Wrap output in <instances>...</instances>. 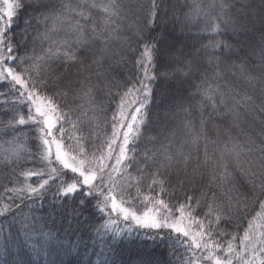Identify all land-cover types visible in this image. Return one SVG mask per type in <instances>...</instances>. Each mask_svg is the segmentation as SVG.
Instances as JSON below:
<instances>
[{
  "label": "snow or ice",
  "instance_id": "6c2138e0",
  "mask_svg": "<svg viewBox=\"0 0 264 264\" xmlns=\"http://www.w3.org/2000/svg\"><path fill=\"white\" fill-rule=\"evenodd\" d=\"M85 259L264 264V0H0V264Z\"/></svg>",
  "mask_w": 264,
  "mask_h": 264
},
{
  "label": "trees",
  "instance_id": "16d2710c",
  "mask_svg": "<svg viewBox=\"0 0 264 264\" xmlns=\"http://www.w3.org/2000/svg\"><path fill=\"white\" fill-rule=\"evenodd\" d=\"M256 39H258V37H256ZM81 259H83L82 257H76L75 260L76 261H80ZM84 264H87V260H84Z\"/></svg>",
  "mask_w": 264,
  "mask_h": 264
}]
</instances>
